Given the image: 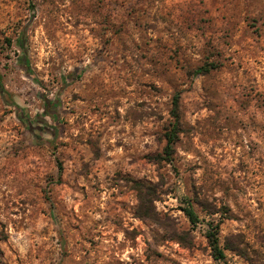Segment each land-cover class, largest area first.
Segmentation results:
<instances>
[{
	"label": "rangeland",
	"instance_id": "374dc122",
	"mask_svg": "<svg viewBox=\"0 0 264 264\" xmlns=\"http://www.w3.org/2000/svg\"><path fill=\"white\" fill-rule=\"evenodd\" d=\"M0 74V264H264V0H0Z\"/></svg>",
	"mask_w": 264,
	"mask_h": 264
},
{
	"label": "trees",
	"instance_id": "16d2710c",
	"mask_svg": "<svg viewBox=\"0 0 264 264\" xmlns=\"http://www.w3.org/2000/svg\"><path fill=\"white\" fill-rule=\"evenodd\" d=\"M19 44L22 47V38L19 40ZM20 60H21V63L24 65L26 72L30 76L36 78L34 72L32 71L29 57L25 52L22 54V56H20ZM201 70L208 71L209 69L207 67H205V68L201 67ZM0 92H5L2 81H1V74H0ZM180 97H181L180 92H177L173 98V108H172L171 114L174 117L175 121L172 125L171 130L166 135V137H167V144L165 147L166 156L163 157L164 159H167V160L171 159V155L174 152V143L177 139L179 128H180L179 127V125H180V112H179V110H180ZM138 190L140 193L139 199H140L141 203L142 202L144 203V201H146V200L149 201V199L146 198L147 197L146 194L142 193V185H139ZM150 201H151V199H150ZM143 208H144V206H143ZM184 211L192 223L195 224L198 222L199 217H198L196 211L194 210V208L192 207V205L188 204L184 208ZM141 215L144 216V215H147V213H144V211H141ZM219 226H220L219 223H217L216 225L211 224L210 230L208 232V240H209L210 246L212 248L213 255L216 258H223L224 257V251H223V249L220 245V242H219Z\"/></svg>",
	"mask_w": 264,
	"mask_h": 264
}]
</instances>
